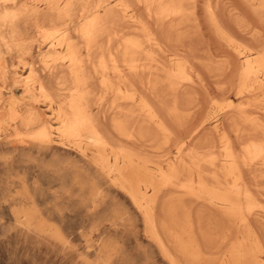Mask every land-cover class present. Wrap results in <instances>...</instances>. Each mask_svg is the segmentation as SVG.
Listing matches in <instances>:
<instances>
[{
  "label": "bare ground",
  "instance_id": "obj_1",
  "mask_svg": "<svg viewBox=\"0 0 264 264\" xmlns=\"http://www.w3.org/2000/svg\"><path fill=\"white\" fill-rule=\"evenodd\" d=\"M196 2L0 0V241L63 264H130L112 239L126 233L144 263L264 264V47ZM183 27L211 32L236 63V102L216 105L186 46H168ZM196 84L204 99L182 109ZM46 177L56 189L44 199L35 180ZM113 199L123 213L109 214ZM73 205L78 233L65 225Z\"/></svg>",
  "mask_w": 264,
  "mask_h": 264
},
{
  "label": "rangeland",
  "instance_id": "obj_2",
  "mask_svg": "<svg viewBox=\"0 0 264 264\" xmlns=\"http://www.w3.org/2000/svg\"><path fill=\"white\" fill-rule=\"evenodd\" d=\"M197 1H198V2H196V3H198V10L197 11L200 12V6L201 5H199V4H200V2L202 0H197ZM211 1L213 2V4L215 3L218 6V9L220 10V12H222L221 13L222 17L226 21V23L228 24V27L230 29L233 28V30H235L234 31L235 36L237 34H240L242 37L239 35V39H241L242 41L246 40L243 43H245L246 45L249 44L248 46L249 47L251 46L252 48L253 47H256V48L264 47V9H263L264 7H262V10L258 11V13H257L258 15L256 16V13L254 14V12L253 13L250 12L251 10L249 11V8H248L247 4H243L239 0H211ZM260 2L264 6V0H260ZM245 6H247V7H245ZM234 10H236V11H234ZM262 15H263V18H262ZM232 20H233L234 23L232 22ZM232 23L235 24V25H233ZM190 24L191 23H189V25ZM236 25H237V28L234 27ZM238 27H239V29H238ZM185 30H187V32H185ZM233 30H232V32H233ZM172 32H171L172 38L170 36L171 41H170L168 46L170 48H172V47L175 48L174 44H176L177 47L180 46V45L183 46V47L186 46L185 48H187L188 51L190 50L189 52H187V49H186V50H184L185 51L184 53H186V54L188 53L189 55L191 54L190 57H192L193 61L195 60L194 61L195 64L197 63L195 65L194 62L192 61L195 69L199 73V76L201 74L200 79L208 87V89H207V91H209L208 93L211 96L214 97V100H217V104L216 105L224 106L229 101V99L232 100L233 102H236L234 98H232L231 96H228L230 93L226 94V91L230 88L231 84L234 81L235 71H233V70H235V68H233V67H235L236 63L233 64L232 58H230L231 59L230 60L228 56H227V59L229 61H227V59H225L226 56H224V58H222L223 56H221V50H218L220 48L218 47V45L213 40L214 37H213L212 33L206 31L205 28L202 30V32L201 31L195 32L192 28L189 29V28H185V27L180 28V30L172 31ZM183 33H184V35H183ZM244 33H246L245 34L246 36L244 35ZM173 34H175V35H173ZM187 34H188V36H187ZM194 34H195V36H192ZM251 34H252V36H251ZM248 36L251 37L250 39H252L253 36H254L255 39L254 38L252 39L253 42H252V40L249 39ZM186 37H188L189 40H187ZM245 37H247V38H245ZM181 40H182V42H181ZM172 42L174 44L171 45ZM213 43H215V44H213ZM252 43L253 44H255V43L257 44L258 43V45L255 44V46H254ZM105 45L106 44H104V46H103V50H105L104 48H106ZM192 46H193V48H192ZM223 54L224 53H222V55ZM214 55L216 57H213ZM230 61H231V63H230ZM227 62L229 64H227ZM225 67H226V69H225ZM231 69H232V71H231ZM228 86H229V88H228ZM191 87H193V88L191 89ZM194 87H198V84H196L195 86H189V88H186L187 90H185V91H184L185 87L181 90L182 94L186 93L185 96L180 93V100H182V102L180 101V103H181L180 105H181L182 109H185L186 107H191V108H194L195 110H197V108H198L197 106H199L198 104L201 102L202 99H204V95H205L204 90H202L199 87L198 88H194ZM194 89H195V91H194ZM207 91H206V93H207ZM94 92L95 93H94L93 98H92V100L90 102L92 108L94 107L92 109L93 113L97 114L96 112H98L100 117H103V118L105 117L104 119H106V121L108 122L109 120H107V119H111V116H110L111 114L109 113V112H111V110L110 111L108 110L110 108V105H108V101L107 102L103 101V102L99 103L98 100H97L98 97H99L98 94H100L99 90H97V91L94 90ZM187 93H189V94H187ZM16 94H15V99H17V102H20L21 98H22L21 92L17 91ZM190 94L191 95L193 94V95L191 96ZM94 96L95 97L97 96V97L95 98ZM183 100H185V102ZM194 101H196V102H194ZM223 102H225V104ZM196 103H198V104H196ZM96 108L99 109V111H97ZM101 115H103V116H101ZM225 116H227V115H223V116H221V117L219 116V117L222 119ZM235 119H238V118H234V120ZM238 120H235V121L237 122ZM228 123H229V120H228ZM196 140H195V142H197ZM195 142H194V144H195ZM197 147L201 148L202 146L200 147L198 145ZM65 160H68V161H65L66 163H73V160L71 158H68V159H65ZM257 175L259 176L258 173L257 174L256 173L253 174L254 177H258ZM3 180H4V178L0 177V182H2ZM257 180H258L257 181L258 182L257 185H259V189H262V191H263L264 190V179L260 180L258 178ZM35 181H36L37 185L42 189V191L40 193V196L43 197L44 199H45V197H44L45 193L47 192V190L49 188H54L55 187L54 189H56V186H55L56 181L52 177L37 178ZM1 187H3V185ZM1 191H2V188H1ZM1 191H0V193H1ZM1 197L2 196H0V199H1ZM113 200L111 202L112 206L110 205V207H109V209H110L109 210V214L111 212H114V211L117 212V213H123L125 209L122 207L123 205L121 206V204H122L121 201L119 200V202H118L117 199H116V201H115V199H113ZM114 202H117V204L115 203L117 206L115 204H113ZM50 204H51V201L47 200V201H45L44 206H47V205H50ZM117 209H118V211H117ZM67 212H69V214H71L74 218L68 220V222H66L65 225L71 227L73 233H78L83 228V226L85 224V222H84V213L81 211L79 205L70 206L67 209ZM125 234H122V236H120L119 234H118L119 236L116 235V236H118V238L120 237L123 240H121V239H118L119 241L116 240L115 239L116 236H112V239L115 240V242H119L118 244L120 245V247L122 246L123 248H125V251H124V249H123V251H124V256L127 257L126 260L128 261V257H129V260L131 262H133V264H153L151 262V258L148 257L149 256L148 254H147V256H145L146 257V263H144V260L141 258V256H139L136 253V250L133 249V246H131V248H130V245H129V242H128L127 239H129L131 235L130 234H126L125 235ZM1 240L2 241H0V264H63V261L58 260L59 259L58 256L51 257V256H47V255H44V254H39L38 255V253L34 252V250H33L32 253L33 254L35 253V257H34L33 255H31L30 250L26 251L27 250L26 246H24V244H22L23 242L19 238H13V239H11V241L10 240L9 241H4V239H1ZM125 242H127V243H125ZM124 243L126 245V246L124 245L125 247L123 246ZM126 248H129V249L127 250ZM74 261H76V259H74ZM131 262H129V263L132 264Z\"/></svg>",
  "mask_w": 264,
  "mask_h": 264
}]
</instances>
